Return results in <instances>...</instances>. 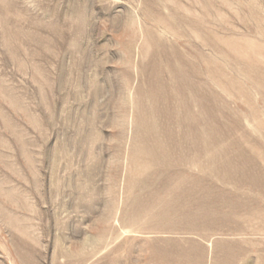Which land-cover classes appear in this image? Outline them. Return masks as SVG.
I'll return each mask as SVG.
<instances>
[{
  "label": "rangeland",
  "instance_id": "rangeland-1",
  "mask_svg": "<svg viewBox=\"0 0 264 264\" xmlns=\"http://www.w3.org/2000/svg\"><path fill=\"white\" fill-rule=\"evenodd\" d=\"M0 264H264V0H0Z\"/></svg>",
  "mask_w": 264,
  "mask_h": 264
}]
</instances>
